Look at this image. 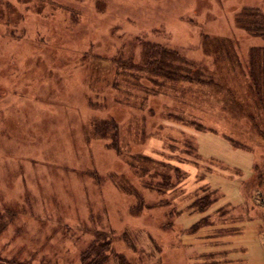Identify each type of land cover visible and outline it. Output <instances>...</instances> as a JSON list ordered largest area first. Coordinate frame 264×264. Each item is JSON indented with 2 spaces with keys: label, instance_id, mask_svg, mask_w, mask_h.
<instances>
[{
  "label": "rangeland",
  "instance_id": "374dc122",
  "mask_svg": "<svg viewBox=\"0 0 264 264\" xmlns=\"http://www.w3.org/2000/svg\"><path fill=\"white\" fill-rule=\"evenodd\" d=\"M246 5L264 13V0H0V264H264V189L240 185L257 159L264 172V71L248 64L264 38L233 22ZM203 33L234 45L204 51ZM148 41L203 81L153 74ZM199 186L216 200L188 212ZM227 204L237 218L216 221Z\"/></svg>",
  "mask_w": 264,
  "mask_h": 264
},
{
  "label": "trees",
  "instance_id": "16d2710c",
  "mask_svg": "<svg viewBox=\"0 0 264 264\" xmlns=\"http://www.w3.org/2000/svg\"><path fill=\"white\" fill-rule=\"evenodd\" d=\"M233 22L235 23V25L237 27H239L242 30H244L247 34H249L251 36H261V37L264 38V13L259 11V10H257L256 8H251L250 6H247V5L246 6H242L237 12L234 13ZM201 38H202L201 46H202L204 51H205L204 46H205L206 43L204 44L203 42L205 40H209V41L212 40V41H215V42L222 41V43H225L227 45H230V46L234 45V40L232 38H230V37L219 38V37H216L215 35H210L209 33H203L201 35ZM219 39H220V41H219ZM143 44H144V46L147 49L148 57H149V59H148V61L146 63L147 64H153V65L155 64L156 65V72L151 71L153 74L161 75L163 77H168L170 79L171 78H174V79L178 78V79H185V80H189V81H193V82H199V83L201 81H203V80L200 79V77H198V78L195 77L194 78V76L192 74H190V73H183V72L177 71L174 68H169L168 69L167 67L165 68L164 66H162V64H164L163 59L165 58L163 56L167 57V55H170V52L167 51L165 48H162L160 44L154 43V42H149V41L148 42H143ZM249 49L250 50L248 52H249L250 59H249L248 64L251 67L252 72L255 73V70L253 69L254 67H256L258 71L263 72L264 71V45H262V46L261 45L260 46L259 45H250ZM235 54L238 57V54H237L236 50H235ZM171 56H173V54ZM236 63H237V66H239V63H241L240 62V58L236 59ZM199 65H201V64H199ZM197 68H200V66L197 67ZM197 71L199 72L198 69H197ZM187 72H189V71H187ZM198 72H196V73L198 74ZM261 74L264 75V73H261ZM258 78H259V76H258ZM260 79L262 80L261 77H260ZM262 81H264V78H263ZM104 83H106V81H104ZM100 101H102V100H99V102ZM148 106L149 107H153L150 104H148ZM157 117H156V121H158V119H161V120L163 119L162 117H158V118ZM100 121L102 123H110V125L113 126L111 131H113V133L115 135H116L115 132L117 131V134H118V129H116V126H118V122H117V120L114 117H104V118L100 119ZM151 130H153V129L145 127L143 129V136L145 135V138H146L147 137V133H149V131H151ZM135 134L137 135L138 132L135 131ZM115 140L117 141V138ZM141 159L142 160H147V161L149 160L147 158H141ZM191 159H193L195 161V158H191ZM150 161L151 160H149V162ZM254 165H255L254 166V170H255L254 179L251 181V183H253V186H258V187L261 186L262 187V184L264 183V172H262V170H261L258 173V170H259L258 168L261 167L260 165L263 166V163L262 162H257ZM150 167H152V166H150ZM175 167H174V173H176L177 171L180 172L179 168L178 167L175 168ZM151 169L152 168H150V171H149V169L147 171H145V174L149 172V175L150 174L153 175L152 174L153 170L151 171ZM208 169H211V168L209 167ZM180 176L181 177H177V178H180L179 181L182 182L186 178L185 174L180 173ZM157 181H158V183H160V185L156 186V191L159 192L160 195L162 194V195H167L168 196L169 200L166 203L169 205V207L171 206V208H172V206H173L172 205V199L169 197V194L170 195L172 194L171 193L172 192L171 189L174 188L175 186L173 184H171L170 180H168V177H166V181H168V182L163 181V177L160 174L158 176V180ZM179 181H178V183H179ZM116 182L118 183L117 185L119 186V188L121 190L129 191V189H125L128 186H127V183L125 182V180L123 178H120V180L116 179ZM95 183H97V184L101 183V180H100L99 177L95 178ZM142 185H143L142 187H144V189L148 188V189H151V190L155 191V187L152 184L146 185V184L142 183ZM176 185H178V184H176ZM178 187L179 186H177V188ZM199 187L201 188L200 191L202 192V194L198 195V196L197 195H193L192 196V200H191L190 204L187 206L189 211L204 212L216 200V198H214L215 194H216L215 191H213V190L210 191V190L207 189V187L206 188H202V186H199ZM175 189H176V187H175ZM134 191H136V196H137V194L141 196L140 192L136 188H135ZM165 199H167V198H165ZM137 200H138V204H139L138 206L140 208L145 209V210L147 208H149V203L146 202L145 199H141L139 197ZM133 206L136 207L137 203L133 204ZM171 208H170V210H171ZM216 213H217L218 218L220 219V220H218L219 222H221L223 220H228V221L232 220L233 221L234 219L237 218V217H235V218L232 217V215L230 214V209L227 208V206L226 207H219L216 210ZM13 215H14V213H12V216ZM169 215L172 218L176 217V215L175 216L172 215V211H169ZM214 223L215 222H213L212 220L207 221L206 217H204V218H202L201 222H198V223L192 225V230H193V228L195 229V227L198 228V227H201V226H210V225H212ZM162 224H164L163 227L168 225L167 223H163V222H162ZM238 230L239 229H237V231ZM116 255L117 254L114 255V258H118V255L117 256ZM204 255H209L211 258L215 257L214 255H218V256L222 257V252L221 251H217V252L214 251V252H208L207 254H204ZM111 258L112 257H110V255H106L104 258L102 257V259L97 261L96 264H104L105 262H108L109 259L111 260ZM119 259H121V258H119ZM57 261L59 263V260H57ZM60 262L62 264H70L67 261H63L61 258H60ZM80 262L82 263L81 260H80Z\"/></svg>",
  "mask_w": 264,
  "mask_h": 264
},
{
  "label": "crops",
  "instance_id": "0c3cea01",
  "mask_svg": "<svg viewBox=\"0 0 264 264\" xmlns=\"http://www.w3.org/2000/svg\"><path fill=\"white\" fill-rule=\"evenodd\" d=\"M257 162H261V160H260V159H259V160L257 159L256 161H254V163H253V165H252V177L250 178V180H247V181H246V180H241V181H240V185H241V187H243V186H247V187H246V190H247V188L249 189V187H250L249 184H251V181L254 179V172H255V170H254V166H255V165H254V164L257 163ZM225 168H226V167H225ZM258 169H259V170H258V173H259V171H261V167H259ZM234 171H235L236 173H240V170H239V169L236 170V168H235ZM246 182H249V183L246 184ZM256 187H257V189L259 188L260 190H261V189H264V185H263L262 187H258V186H256ZM226 206H227V208L230 209V214L233 215V214H234V211L230 208L229 204H227ZM226 206H225V207H226ZM217 209H218V208H217ZM217 209H216V210H217ZM188 210H189V209H188ZM216 210H215V215H214L215 217H214V219H215V220L217 219L216 221H218V220H220V219H219L218 216H217ZM188 212H191V211H188ZM207 217H209L210 220H211V216H210V215L207 216ZM240 218H241V217H240ZM216 221H213V222L216 223ZM218 222H219V221H218ZM237 232H238V231H237ZM226 251H227V250H226Z\"/></svg>",
  "mask_w": 264,
  "mask_h": 264
},
{
  "label": "built area",
  "instance_id": "2783aa9c",
  "mask_svg": "<svg viewBox=\"0 0 264 264\" xmlns=\"http://www.w3.org/2000/svg\"><path fill=\"white\" fill-rule=\"evenodd\" d=\"M263 202H264V200H263Z\"/></svg>",
  "mask_w": 264,
  "mask_h": 264
}]
</instances>
